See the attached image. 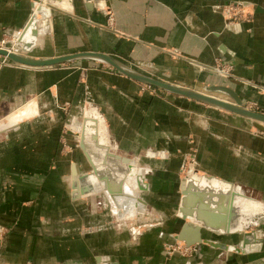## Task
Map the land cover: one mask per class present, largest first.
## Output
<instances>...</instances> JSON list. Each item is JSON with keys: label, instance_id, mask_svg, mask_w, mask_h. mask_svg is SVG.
<instances>
[{"label": "crops", "instance_id": "0c3cea01", "mask_svg": "<svg viewBox=\"0 0 264 264\" xmlns=\"http://www.w3.org/2000/svg\"><path fill=\"white\" fill-rule=\"evenodd\" d=\"M35 1L0 0V45L5 37L27 27L38 5ZM65 2L69 11L54 10L50 19L37 20L39 42L35 41L29 58L106 55L128 69L166 84L200 93H207L209 87L228 88L243 104L258 105L264 112V0ZM230 5H241L238 10L250 15L228 20L226 10ZM45 21L47 24L42 23ZM5 62L0 58V119L11 114L8 118L18 117L25 110L32 115L13 123L16 125L0 136V145L32 144L40 153L29 164L47 169L67 164L64 158L56 157L61 106L81 102L85 87L91 89L103 114L99 116L100 126L105 120L120 154L128 158H106L105 147L99 148L91 141L95 149L92 162L110 167L108 179L113 188L115 183L121 189L124 171L135 165L134 159L147 152H158L156 159L143 156V164L151 166L153 174L142 178L145 191L141 192L138 204L144 210L154 208L161 224L142 234L112 235L114 249L109 256L96 246L99 242L95 239L100 234L91 233L82 243H74L96 246L93 257H88L87 249L82 247L86 264H264V136L257 133L248 119L189 99L152 95L141 83L94 59H80L57 68ZM212 95L225 101L231 99L223 93ZM49 111L53 114L49 115ZM91 113L88 117H95L97 126L98 118ZM100 149L103 152H98ZM191 150L196 151L197 173L185 180L179 173L186 153ZM4 159L2 164L10 161ZM81 165L85 167L83 174L91 171L87 157ZM9 176L19 180L14 174ZM37 177L43 180L45 173H38ZM46 178L52 189L59 184L58 189L63 187L71 201L74 199L72 183L79 177L70 175L63 184L55 174ZM191 178L194 182L189 187ZM83 181L86 182L85 177ZM84 183H79L81 192ZM123 188L119 198L124 195ZM16 191L20 192L18 188ZM49 192L53 196L56 191ZM67 205L64 227L82 224L73 221L76 212L70 202ZM133 206L136 209L137 204ZM186 224L192 225L186 235L190 239L183 240L187 245L196 244L192 239L200 231L203 240L234 245L241 252L231 253L201 242L204 247L198 257L168 259L162 247L176 241ZM246 227L245 232H238ZM249 234L254 235L247 243ZM40 235H34L33 245L54 244L49 239L42 241L46 237ZM56 258L29 257L42 264H52Z\"/></svg>", "mask_w": 264, "mask_h": 264}, {"label": "rangeland", "instance_id": "374dc122", "mask_svg": "<svg viewBox=\"0 0 264 264\" xmlns=\"http://www.w3.org/2000/svg\"><path fill=\"white\" fill-rule=\"evenodd\" d=\"M43 1L49 4L47 6L48 11H50V14H47L48 17L53 14L54 10L69 11V9H67L68 6L61 8L50 0ZM35 2L41 3L42 0H36ZM33 15H35L34 10ZM48 17L45 19H50V17ZM35 19L39 20L42 19V17L32 16L29 24L34 22L32 20ZM111 20L112 14L109 12V21ZM42 23L47 24V21ZM35 25L38 27L37 22ZM25 29L13 34L12 36L5 37L1 43L2 45H0V48H7L11 52H15L18 55L29 57V53H25L23 51V43L25 45L28 40L37 36H30L28 34L30 31L29 28V30H26L24 33L28 36L24 35V39L22 40V35ZM37 31L38 30L33 33L36 34ZM41 33L43 34L44 32ZM2 61H7L5 62L6 64L8 63L11 65H17L9 59ZM66 65L70 64L65 63L55 67H64ZM112 69L117 71L113 67ZM119 74L127 77L120 72ZM141 85H143L142 87L152 95L162 94L164 97L166 95H170L176 98L189 99L159 90L155 87H150L143 83H141ZM207 94L212 95V93ZM228 98L231 97L228 96ZM189 100L197 103L198 105L211 107L192 99ZM228 102H232V98L229 99ZM243 105V107L248 110L264 114L258 105H250L246 103ZM89 112H92V114L97 116V126L93 121L89 122L91 120V118L88 117ZM52 114L53 112L49 111V115ZM99 116L103 117V114L98 108L93 93L89 87L84 88V96L81 102L65 103L61 106V118L59 127L57 129L56 138V157L64 158L67 163L65 166L52 165L50 169H47V167L37 164H29V162L31 163V159L35 156V154L40 153L34 148V146L32 147V144H29V146L25 147H23L24 145L22 146L21 143L18 144L19 147L8 144L0 145V264H42V262L38 261H35L37 262L35 263L32 259H29V257L48 256L57 257L52 264H86L83 257L84 254L81 251L82 247L87 249L88 257H93V253H95L97 245V248L100 252H104L109 256L114 249V246L112 245V235H117L120 237V235L122 236L124 234L128 236L142 234L147 229H154L161 224V217L155 213L154 208L148 207L147 210H144L141 205L138 204L141 199V192L145 191L144 187L141 186V180L142 178L149 177V175L153 174L152 167L143 164L142 159L145 158L143 156L147 155V158L156 159L158 158V152H147L144 155L141 154V160L134 159L135 165H130L129 171H124L126 174L122 179L123 182L120 186L121 189L124 187V195H121L119 198L118 196L121 194V189L113 188L112 183L108 182V175L111 174L110 167L99 165L96 166L93 164V156L89 158V154L87 153V150L84 146L86 133H88V130H91L92 134L90 138H92V141H95V146H98L99 148L105 147L107 156L106 158L113 159L114 156L117 155L123 160H128L127 156L120 154L121 151L118 150L116 143L112 140L105 120L100 126L101 123ZM8 117L0 119V123L5 122ZM248 121L252 125L251 121ZM15 125L16 124L0 130V136L5 134V131L8 128H11ZM252 127L255 129L253 125ZM255 130L257 133L264 136L263 133L259 132L257 129ZM98 152L103 151L100 149ZM4 157H6V159H4L5 161H8V159L10 160L6 162L7 164H2V158ZM85 157L91 161L92 166H90L91 171H87L85 174H83L85 167L81 165V161ZM196 161V151H188L185 155V159L179 173V176L182 179L186 180L189 176L196 172ZM107 168L109 169L107 170ZM9 173L18 176L19 180L15 181L11 179ZM38 173L41 175L45 173V179L38 180ZM48 174H55L57 177H59L58 179H60L62 184L64 183V179H68L70 175H72V177L75 179L79 177L81 182L80 180H73L72 183L74 198L72 201L69 198V194H65L63 191V187L58 189L59 184L57 185V189L51 188V182L48 183L46 178ZM134 176L135 180L133 181L131 178ZM84 177L86 180L85 183L83 181ZM79 183H84L82 184L84 187L82 192L78 187ZM131 184L134 185L136 190L131 188ZM17 188L20 190L19 193L16 191ZM52 190L56 191L53 196L49 194L51 193L49 191ZM68 202L71 203L73 211L76 212V217H74L75 220L73 219V221L77 223L82 222V224L66 229L63 225V220H65L64 208L68 207ZM134 203L135 205L137 204L136 209L133 206ZM85 223H88L87 227ZM246 229L247 227L244 230H238V232H245ZM247 232L250 233L251 230H248ZM71 233L73 235H71ZM91 233H99V236H101L97 237V239L94 238L96 242H99L96 244V246H80L74 244L75 242L85 239L86 236H90ZM39 234H44L42 236L46 237L43 238L42 241H48L49 239L50 241H53L54 244L44 245V247L33 245L32 240L34 235ZM179 235L180 234L176 236V241L168 243L162 247L163 255L168 259L172 257H180L184 260H191L193 257H198L200 248H203L204 245H210L205 241L214 244V247L217 245H223L203 239L202 241L205 242L204 245L201 243L198 244V246L196 244L187 245L183 240L179 239ZM251 235L254 234H249L246 237L247 243L248 238H250ZM82 242L83 241H81V243ZM223 246L226 247L224 251L231 253L241 252V250L236 248L234 245ZM232 247L233 249H231ZM93 264L95 263L93 262Z\"/></svg>", "mask_w": 264, "mask_h": 264}, {"label": "water", "instance_id": "95a60500", "mask_svg": "<svg viewBox=\"0 0 264 264\" xmlns=\"http://www.w3.org/2000/svg\"><path fill=\"white\" fill-rule=\"evenodd\" d=\"M0 57L1 60L9 59L14 63L20 64L22 66L33 67V68H53L55 66L70 63L80 59H94L101 61L103 63L108 64L109 66L115 68L118 72L122 73L123 75L138 81L140 83L146 84L150 87H155L159 90H163L172 94H176L182 97H186L197 102L203 103L205 105H209L211 107H215L217 109H221L224 111L231 112L243 118H246L251 121L252 125L257 129L259 132L264 134V114L257 113L251 110L244 108L242 100L239 96L225 87H209L206 89L207 93H223L227 94L232 98V102L223 101L220 99L215 98L212 95L206 93H200L196 91H192L183 87L174 86L170 84H166L152 78L146 77L137 73L136 71H132L127 69L126 67L122 66L118 62L114 61L112 58L106 55H99V54H75L65 57H57L53 59H44V60H37L32 59L27 56L18 55L17 53L11 52L7 48H0ZM182 234L180 235L179 239L183 240ZM201 242H197L196 244H200ZM192 245V244H190ZM213 246V245H212Z\"/></svg>", "mask_w": 264, "mask_h": 264}, {"label": "bare ground", "instance_id": "6f19581e", "mask_svg": "<svg viewBox=\"0 0 264 264\" xmlns=\"http://www.w3.org/2000/svg\"><path fill=\"white\" fill-rule=\"evenodd\" d=\"M50 1H52L53 3H55V4H57L59 7H61V8H63V7H65L66 6V2H65V0H50ZM93 1V0H92ZM91 2V1H90ZM49 4H47L46 2H44L43 0H42V2L41 3H38V5H36V7H35V9H34V11H35V15H33V16H36V17H42V18H46V17H48V15L47 14H50V11H48V9H47V6H48ZM32 21H34V22H31L29 25H28V27H26V29H25V31L23 32V35H22V40L24 39L23 37H24V33L26 32V30H29V28H30V31L28 32V34L30 35V36H32V37H34L35 35L37 36V37H34V38H31L30 40H28L27 42L28 43H26L25 45H24V47H23V51L26 53V52H30L31 51V49L33 48V46H34V43H35V40H38V32L35 34V33H33V32H35L36 30H37V28H36V22H37V19H35V20H32ZM33 26H35V27H33ZM25 36H28V35H25ZM35 39V40H34ZM39 42V41H38ZM14 53V52H13ZM128 69V68H127ZM129 70H131V69H129ZM133 71V70H132ZM207 94V93H206ZM209 95H211V94H209ZM215 98H217V99H220V98H218V97H216V96H214ZM220 100H223V101H225V99H220ZM228 102V101H227ZM88 109V108H87ZM31 111H23L20 115H18V117H10V118H8L4 123H1L0 124V129H3V128H6V127H8V126H11L13 123H15V122H17V121H19V120H22V119H25V118H27V117H29V116H31L32 115V113H30ZM89 113H91V112H89ZM92 114V113H91ZM90 115V114H89ZM88 115V116H89ZM89 118H91V120L89 121V122H91V121H93L94 123H95V125H96V120H94L93 118H95V117H89ZM92 122V123H93ZM88 123V122H87ZM88 124H90V123H88ZM99 124V123H98ZM84 132V131H83ZM90 132V133H89ZM91 130H88V133H86V138H85V144H84V146H85V149L87 150V152H88V154H89V156L90 157H94V155H95V149H93V146L90 144L91 143V141H92V139L90 138V136H91ZM94 161V160H93ZM95 162V161H94ZM125 164V163H124ZM98 169V168H97ZM109 168H107V170H108ZM106 170V171H107ZM121 174H123L122 172H120ZM134 174V173H133ZM195 176H197V175H195ZM120 178L122 179V177L120 176ZM119 181V180H118ZM109 182V181H108ZM123 181H121V183H122ZM193 182H194V180L191 178V180H190V184H189V187H191V185L193 184ZM116 183H118V186H119V182H117L116 181ZM109 184V183H108ZM132 185V187H133V189H135L136 190V188H134V185L133 184H131ZM121 186V185H120ZM140 186V185H139ZM110 187V186H109ZM111 188V187H110ZM114 188H117V185L114 183ZM189 229H192V225L191 224H186V225H184V230L182 231V237H183V240H188V239H190V238H186V235H187V233H188V231H189ZM198 233H199V236L198 235H196V236H194L195 237V239L193 238L192 240H194V243H197V242H203L202 241V238H201V234H200V231H197ZM181 235V234H180ZM207 244H210V245H213V246H215L214 244H212V243H210V242H208V241H205ZM216 247H219V248H221V249H225L226 247L225 246H223V245H217Z\"/></svg>", "mask_w": 264, "mask_h": 264}, {"label": "built area", "instance_id": "2783aa9c", "mask_svg": "<svg viewBox=\"0 0 264 264\" xmlns=\"http://www.w3.org/2000/svg\"><path fill=\"white\" fill-rule=\"evenodd\" d=\"M92 0H83L85 3H90ZM94 1V0H93ZM241 8V5H230L228 6L226 10V17L228 20H239L241 18H245L246 16H249L250 14L246 13L243 9Z\"/></svg>", "mask_w": 264, "mask_h": 264}]
</instances>
